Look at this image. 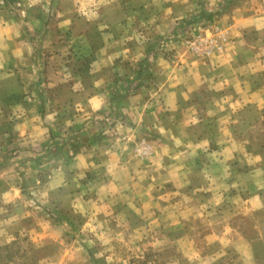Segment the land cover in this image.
Wrapping results in <instances>:
<instances>
[{"label": "crops", "instance_id": "0c3cea01", "mask_svg": "<svg viewBox=\"0 0 264 264\" xmlns=\"http://www.w3.org/2000/svg\"><path fill=\"white\" fill-rule=\"evenodd\" d=\"M44 8L37 29L0 10L5 228L27 219L29 232L55 236L70 214L117 197L142 217H177L193 200L218 219V250L264 264V0ZM192 29H223L227 40L197 55L180 38ZM49 206L63 222L44 214ZM236 217L250 222L248 236Z\"/></svg>", "mask_w": 264, "mask_h": 264}, {"label": "rangeland", "instance_id": "374dc122", "mask_svg": "<svg viewBox=\"0 0 264 264\" xmlns=\"http://www.w3.org/2000/svg\"><path fill=\"white\" fill-rule=\"evenodd\" d=\"M48 1L0 0V10L20 19L31 16L36 19L37 29L49 14L44 8ZM191 31L186 30L180 37L183 43L198 35L199 30ZM180 204L179 212L183 214L178 218L158 210L142 217L117 197L107 210L89 208L83 215L70 214L69 210L71 217L66 222L62 221L61 211L59 216L58 210L49 206L44 214L63 222L55 236L29 232L27 219L19 221L24 224L18 230L9 231L6 219L0 217V264H254L253 259L234 249L218 250L213 238L220 224L218 219L205 217L204 207L193 200ZM7 208L4 204L3 210ZM235 223L246 236L250 234V222L236 217ZM232 236L226 234L223 243Z\"/></svg>", "mask_w": 264, "mask_h": 264}, {"label": "built area", "instance_id": "2783aa9c", "mask_svg": "<svg viewBox=\"0 0 264 264\" xmlns=\"http://www.w3.org/2000/svg\"><path fill=\"white\" fill-rule=\"evenodd\" d=\"M226 40V31L218 29L213 35L207 37L194 35L190 38H186L184 39V43L195 54L206 55L213 51L221 50Z\"/></svg>", "mask_w": 264, "mask_h": 264}]
</instances>
